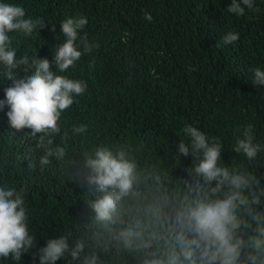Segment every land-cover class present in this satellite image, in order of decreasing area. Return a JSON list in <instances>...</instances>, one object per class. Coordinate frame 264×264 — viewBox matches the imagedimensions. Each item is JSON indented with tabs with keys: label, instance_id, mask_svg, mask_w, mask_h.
I'll return each mask as SVG.
<instances>
[{
	"label": "trees",
	"instance_id": "16d2710c",
	"mask_svg": "<svg viewBox=\"0 0 264 264\" xmlns=\"http://www.w3.org/2000/svg\"><path fill=\"white\" fill-rule=\"evenodd\" d=\"M25 9V19L42 18L31 36L9 33L17 58L54 59L64 42L61 22L69 17H86L88 24L78 33L93 47L81 58L56 74L86 82L82 95L74 94L73 105L61 114V132L52 136L51 147L63 146L67 154L55 156L41 169L45 155L30 138L31 130L11 127L5 107L0 110V186L19 190L26 187L30 235L36 242L19 262L0 258V264H40L38 250L50 238L69 237L73 246L83 241L80 259L68 254L56 264H83L84 257L96 256L97 264H144L145 250L129 248L117 239L121 230L137 222L147 226L153 220L150 208L175 215L184 196L196 199L204 178L192 172L197 156L179 153L181 141L190 143L183 129L197 127L209 140L222 143L221 166L238 170L253 179L244 190L255 212L264 214V151L248 160L234 151L236 140L249 125L254 143L264 146V86L252 83L253 69L264 70V0H254L243 15L230 13L231 0H0ZM145 13L153 17L149 22ZM55 28V30H53ZM229 32L239 39L224 44ZM0 65V100L12 85ZM21 70L19 76L27 75ZM73 125H87L81 135H72ZM69 136L65 137L64 133ZM107 145L114 153L124 151L135 164L132 191L121 198L111 221L96 219L90 205L105 193L90 189L85 161L96 147ZM111 191V190H109ZM248 222L238 232L245 241L255 234L256 222L248 209H238ZM148 228L145 232H151ZM154 244L152 249L156 250ZM170 250L161 241L158 251ZM250 251L245 247L244 253Z\"/></svg>",
	"mask_w": 264,
	"mask_h": 264
},
{
	"label": "clouds",
	"instance_id": "9594fccd",
	"mask_svg": "<svg viewBox=\"0 0 264 264\" xmlns=\"http://www.w3.org/2000/svg\"><path fill=\"white\" fill-rule=\"evenodd\" d=\"M251 9L254 0H231L228 6L230 13L243 15L245 8ZM25 9L21 6L0 2V65L3 74L12 85L5 88V99L0 100V110L7 107L6 115L12 128L31 130L30 138L37 140V148H43L45 155L40 156L41 169L48 166L50 158L55 156L62 160L66 154L63 146L51 147L52 136L61 132V114L74 102V94L82 95L86 82L70 79L65 75L56 74L55 69L63 73L81 58L83 52H91L92 45L87 37L81 38L77 44L78 33L88 24L86 17H69L61 22V33L64 42L54 53V59L30 57L25 54L17 58V50L13 47V39L9 33H22L31 36L33 31L46 25L42 18L25 19ZM149 22L153 17L145 13ZM55 30V28L53 29ZM239 39L238 33L229 32L223 37L224 44H231ZM26 71L22 78L20 71ZM252 83L264 86V70L257 67ZM87 125H73L72 135H81ZM190 143L181 141L179 153L197 156L192 172L204 178V184L214 187L204 188L199 182L196 190L203 189L204 194L196 199L184 196L179 201V208L174 216H169L161 208H150L153 220L147 226L137 222L135 229L128 227L121 230L117 239L125 246L145 250L144 264H264V214L255 212L252 205L259 204L255 197L249 198L244 190L250 187L252 177L244 172L221 166L222 143L208 136L197 127L187 125L183 129ZM69 136L68 132L64 133ZM241 137L236 140L234 151L242 153L248 160H255L264 146L254 143L252 126L244 128ZM88 174L84 182L90 189L105 193L91 203L90 207L100 221H111L121 198L133 189L135 180V164L126 159L125 152L114 153L107 145L96 147L85 161ZM111 190V191H109ZM26 187L4 184L0 186V258L19 262L22 255L33 248L36 237L30 235L27 208L25 205ZM246 207L252 221L256 222L255 234L245 241L238 235L241 226L248 227V222L241 219L238 209ZM148 228H152L145 236ZM164 241L170 244V250L161 254L159 244ZM157 245L156 250L148 251ZM245 247L250 251L244 253ZM83 241L69 244V237L61 235L50 238L44 247L39 248L40 264H56L57 260L68 254L73 261L80 259L84 251ZM83 264H97L96 256L84 257Z\"/></svg>",
	"mask_w": 264,
	"mask_h": 264
}]
</instances>
